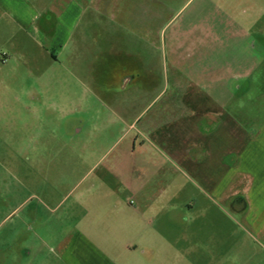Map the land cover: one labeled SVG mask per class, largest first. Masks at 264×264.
<instances>
[{"label":"rangeland","instance_id":"374dc122","mask_svg":"<svg viewBox=\"0 0 264 264\" xmlns=\"http://www.w3.org/2000/svg\"><path fill=\"white\" fill-rule=\"evenodd\" d=\"M85 7L78 71L63 54L53 61L36 44L28 60L26 45L16 67L28 74L9 78L17 86L11 92L0 88V196L61 201L57 218L91 187V199H119L127 212L134 200L127 184L137 175L128 166L134 152L146 151L163 165L152 182L167 186L166 243L151 264H264V189L250 210L244 196L213 190L168 146L129 128L143 103L170 96L160 90L175 78L172 53L184 55L177 45L201 36L203 27L215 37L246 36L248 52H235L253 57L251 38L264 40V0H89ZM127 63L137 73L127 75ZM263 75L253 79L251 102L263 93ZM215 138L221 140L217 132ZM40 212L47 214L42 205Z\"/></svg>","mask_w":264,"mask_h":264},{"label":"crops","instance_id":"0c3cea01","mask_svg":"<svg viewBox=\"0 0 264 264\" xmlns=\"http://www.w3.org/2000/svg\"><path fill=\"white\" fill-rule=\"evenodd\" d=\"M88 1L0 0V42L5 44V53L0 55V88L4 92L17 87L10 77L28 74L16 67L25 56L26 45L28 60L33 59L36 44L53 61L63 54L78 71ZM242 29L237 28L240 35ZM41 36L42 42L38 41ZM188 41L177 45L185 47L184 55L178 47L171 54L175 78L170 88L160 90L161 96H170L158 103L155 99L143 103L129 128L137 136L151 135L168 146L187 170L207 179L213 190L224 191L226 197L244 196L251 210L252 202L260 200L258 190L264 189V90L251 102L253 79L264 73L259 72L264 70V40L251 38L256 54L250 58L236 53L240 47L248 52L246 36L215 37L203 27L201 36ZM127 64V75L137 73L136 66ZM216 132L221 140L215 138ZM132 157L128 172L137 175L127 184L134 197L127 212L119 199L99 203L91 199V187L79 193L57 218L53 216L61 201L37 198L33 203L31 195L12 201L0 196V264L160 262L158 254L166 243L163 197L167 186L151 178L163 165L146 151L134 152Z\"/></svg>","mask_w":264,"mask_h":264}]
</instances>
